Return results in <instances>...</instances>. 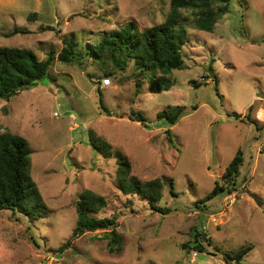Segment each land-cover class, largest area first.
Here are the masks:
<instances>
[{"label":"rangeland","instance_id":"obj_1","mask_svg":"<svg viewBox=\"0 0 264 264\" xmlns=\"http://www.w3.org/2000/svg\"><path fill=\"white\" fill-rule=\"evenodd\" d=\"M170 10V0H0V47L57 58L65 38L84 43L129 22L146 30L165 22ZM192 21L185 27L184 68L172 73L170 91L153 93L145 79L137 96L133 64L104 87L97 66L55 59L53 79L11 102L0 100V131L29 143L31 177L49 210L34 224L0 211V264H227L226 253L248 247L240 264H264V117L258 116L264 113V0H233L211 33L195 30ZM15 29L25 33L14 35ZM174 106L186 107L187 116L169 126L158 114ZM251 106L261 130L242 121ZM138 113L145 123L132 120ZM91 131L128 156L134 176L165 182L155 205L170 213L139 197L127 207L116 183L118 160L93 150ZM239 149L244 162L236 190L199 204ZM84 190L107 200L99 218L118 215L120 254H110L105 235L96 232L57 256L72 239ZM194 229L213 240L204 254L182 248Z\"/></svg>","mask_w":264,"mask_h":264},{"label":"trees","instance_id":"obj_2","mask_svg":"<svg viewBox=\"0 0 264 264\" xmlns=\"http://www.w3.org/2000/svg\"><path fill=\"white\" fill-rule=\"evenodd\" d=\"M233 0H170L171 10L165 22L146 30H140L134 22L124 24L102 35L92 34L84 43L73 38H65L64 47L58 57L50 52L45 59L29 49L0 47V100L11 102L21 92L39 86L47 78L53 79L52 69L55 59L66 65L85 66L89 63L103 71L104 76L116 77L123 75L131 64L134 65L136 95L140 94L141 82L149 79L153 93L170 91L174 81L172 73L184 68L183 48L187 43L186 25L191 20L195 30L207 33L214 32L218 22L228 13ZM37 15L33 14L31 18ZM15 29V34H24ZM217 94L220 96L217 79ZM198 85V83H194ZM100 95V109L109 113ZM221 97V96H220ZM197 108H194L196 110ZM254 106L249 108L242 121L255 125L261 130L260 122L252 118ZM187 116V108L174 106L161 111L158 117L169 126H175ZM135 122H146V118L138 113ZM89 145L93 150L105 154L107 158L118 160L116 183L119 191L127 199V207L133 204L136 197L148 199L151 208L164 214L169 209L159 208L155 203L164 196L165 182L161 178L144 182L133 175L132 163L127 155L115 151L105 139L93 131L89 133ZM29 143L22 137L14 135L10 130L0 131V211H10L14 215L23 216L34 224L46 218L49 210L37 184L31 177L32 159ZM244 158L241 149L225 168L222 182L217 181L214 189L198 203H207L214 198L231 194L238 186L240 169ZM77 222L72 239L57 250V256L70 249L73 241L87 233L101 232L108 240V252L120 254L123 240L119 232L118 215L99 218L97 215L107 206V200L91 190L78 194L76 202ZM213 245L212 238L198 229L192 232V240L182 246L189 254L196 251L206 252L205 244ZM248 247L236 254L226 253L228 264L234 261L240 264L251 251Z\"/></svg>","mask_w":264,"mask_h":264},{"label":"built area","instance_id":"obj_3","mask_svg":"<svg viewBox=\"0 0 264 264\" xmlns=\"http://www.w3.org/2000/svg\"><path fill=\"white\" fill-rule=\"evenodd\" d=\"M102 85H103L104 87H108V86H110V85H111V79H110V78H105V79H103V80H102Z\"/></svg>","mask_w":264,"mask_h":264},{"label":"bare ground","instance_id":"obj_4","mask_svg":"<svg viewBox=\"0 0 264 264\" xmlns=\"http://www.w3.org/2000/svg\"><path fill=\"white\" fill-rule=\"evenodd\" d=\"M258 116H259V118L262 120V119H263V117H264V113H262V112H261V113H259V115H258ZM260 116H261V117H260Z\"/></svg>","mask_w":264,"mask_h":264},{"label":"water","instance_id":"obj_5","mask_svg":"<svg viewBox=\"0 0 264 264\" xmlns=\"http://www.w3.org/2000/svg\"><path fill=\"white\" fill-rule=\"evenodd\" d=\"M211 77H212V79H215L216 75L213 72H211Z\"/></svg>","mask_w":264,"mask_h":264}]
</instances>
